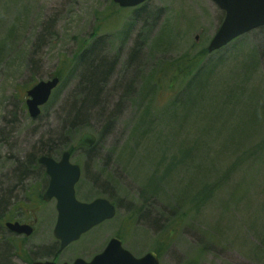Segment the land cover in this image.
Returning a JSON list of instances; mask_svg holds the SVG:
<instances>
[{"label": "rangeland", "instance_id": "374dc122", "mask_svg": "<svg viewBox=\"0 0 264 264\" xmlns=\"http://www.w3.org/2000/svg\"><path fill=\"white\" fill-rule=\"evenodd\" d=\"M223 20L212 0H149L137 8L113 0H0V200L29 194L14 185L30 155L43 149L58 161L72 145L71 162L82 170L78 200L104 198L117 208L61 260L88 257L119 237L137 257L160 251V264H264V134L241 151L256 158L233 168L235 152L220 153L232 121L202 135V114L185 119L174 110L166 83L144 94L156 67L207 52ZM84 45L91 51L80 57ZM222 50L235 63L216 70V90L229 88L234 75L243 98L264 93V27ZM217 54L205 56H213L210 66ZM52 76L60 84L34 119L27 91ZM75 121L81 130L64 135ZM83 133L96 137L92 149L77 147ZM199 140L206 148L195 165L178 168L180 148ZM39 181L25 182L31 189ZM37 208L38 235L21 242L0 230V264H26L20 255L31 258L36 247L46 260L59 248L55 204ZM169 227L172 244L163 249Z\"/></svg>", "mask_w": 264, "mask_h": 264}, {"label": "trees", "instance_id": "16d2710c", "mask_svg": "<svg viewBox=\"0 0 264 264\" xmlns=\"http://www.w3.org/2000/svg\"><path fill=\"white\" fill-rule=\"evenodd\" d=\"M81 47V52L78 53L80 57L86 56L87 53L91 51L87 48V45ZM215 53H218L217 55L220 56V59H218L213 66H210V62L206 61L209 57L213 56H207V58H205L207 55L205 50L197 52L194 55L186 53L172 63H162L151 72L146 82L144 94L145 97L149 95L154 96L166 83L168 90H171L173 94L171 103L175 106L172 107L174 110H181L185 119H189L192 114L197 116L202 114L201 117H198V120L203 122L199 127V132L202 135L210 134L212 129L216 127L227 128L229 121H232L234 125L232 129L230 128V132L227 136L228 139L224 142L226 147L221 149L220 153L225 154L228 153L229 150L234 151L235 162L232 167L238 168L239 164L248 163L256 158L251 154L241 151L246 146V140L250 139L252 135H255V133H258L257 135L259 136L264 134V93L258 94L257 91H253L254 94L250 95L248 99L243 98L245 92L240 91L237 77L234 75L231 76L230 87L218 92L214 82L216 79L214 73L220 66L222 71L225 67H229L230 64H234L235 61L231 63L229 60H224L223 56H226L228 53L220 55L221 50ZM249 66L250 63L247 65V68ZM179 88H181V90H179ZM94 89H96L95 83ZM145 101H147L146 98ZM76 122L77 121L69 124L67 127L63 126L62 133L69 136L74 130L75 132H79L82 126ZM214 132L215 134L217 133L216 130ZM205 148L206 145L203 147V145L200 144V140L188 146H182L180 148L181 160L177 159L176 165H178V168L191 164L195 165L196 154L203 153ZM75 149L76 148L71 145L67 150L73 152ZM42 154L52 155L53 153L41 149L37 155ZM37 155H30L28 161L23 163L22 167L26 168L24 172H28V168H37V166H39L37 163ZM21 176L24 177L26 175H19L18 177L20 179H18V181H23ZM213 188H215V186H213ZM13 193L14 190H11L10 195ZM6 205L7 203L0 200V208ZM3 215L4 212L0 211V224L3 222ZM170 229L169 227V229L164 230V235H161V237H164V240L159 243L164 245L163 249H166L168 245L172 244L167 238L170 233L172 234V230ZM155 251L159 256L161 255L160 251Z\"/></svg>", "mask_w": 264, "mask_h": 264}, {"label": "water", "instance_id": "95a60500", "mask_svg": "<svg viewBox=\"0 0 264 264\" xmlns=\"http://www.w3.org/2000/svg\"><path fill=\"white\" fill-rule=\"evenodd\" d=\"M121 8H134L148 0H113ZM225 14L224 20L211 40L207 52L213 53L240 36L264 26V0H212ZM198 37H196V41ZM58 77L48 81H40L28 90L27 107L32 118L41 114L40 107L45 105L59 85ZM97 139L86 133L78 141L79 146L93 147ZM39 163L46 168L50 177L44 200L57 199L58 220L54 234L61 241L64 249L90 231L95 226L111 220L116 215V208L107 199L97 198L91 203L77 200L75 186L80 180L79 165L72 164L70 152H65L60 161L49 156H41ZM7 227L17 233L30 234L28 226L19 223H7ZM34 264H56L53 262H37ZM67 264V263H65ZM73 264H160L156 253L150 252L141 258L134 257L122 247L121 240L111 239L103 252L96 255L90 262L77 259Z\"/></svg>", "mask_w": 264, "mask_h": 264}, {"label": "flooded vegetation", "instance_id": "af4514ba", "mask_svg": "<svg viewBox=\"0 0 264 264\" xmlns=\"http://www.w3.org/2000/svg\"><path fill=\"white\" fill-rule=\"evenodd\" d=\"M88 153L89 152H87V154ZM37 163H38V158H37ZM24 171H26V168H24V170L21 172H15L19 175L24 174L26 176H24V177L21 176V179L23 181H18V179H20V178L17 177L16 181H15L14 188L19 189V190L21 189L20 192L27 190V192H29V194H27V196H25L24 199H20L17 201L15 200L13 203H7L6 206H4L3 208H0V211L4 212L3 222L0 224V230L6 229V231L8 232L9 235H11V237H13V236L17 237V238L21 239V242H24V240H29L31 237L39 234L38 230H37V223L39 222V217H40L39 214L37 215V213H39V210L37 208L38 206H39V208H46V207H48L49 203L53 202L55 204V213H56L55 226H56L58 216H59L58 209H57V199L52 198L48 201L44 200V195L48 189L49 182H50V177L46 172V168L39 165V166H37V168H28V172H24ZM41 171H42V173L40 174ZM81 172H82V170H81ZM15 173H13V174H15ZM38 174H39V176H38ZM37 178L40 179V181L35 182V186L31 187V185H28L29 187H31V189H28L25 181L28 182V181H31L32 179L37 180ZM44 181H47L46 184L45 183L43 184ZM39 185H40V187L42 185V188H40ZM75 189H76V187H75ZM12 195L13 194H11V196ZM80 202H82V201H80ZM91 202L92 201L83 202V203H91ZM115 208H116V206H115ZM116 212H117V208H116ZM7 223H19L22 226H28L31 230V233L26 234L25 232L24 233H17V232L11 231L7 227ZM102 224L103 223L99 224L98 226H100ZM55 226L53 228V236L56 239V243L58 244L59 248L57 249V251L54 252L53 256L50 257L51 259L48 258L46 260H41L39 258V251L37 250V247H36L35 252L32 254L31 258L30 257L25 258L26 259L25 260L24 256L20 255V258H22V260L24 262H26V264H34L37 262H43V263L53 262L56 264H65V263L73 264L77 259H83L87 262H90L96 255L100 254L104 250V249H102L101 251L95 252L94 254H91L88 257H84L83 255L77 256V254H74L73 259H70L68 261L61 260L60 257H62V253L66 252L72 244L80 241L82 239V237L86 236L89 232H91L92 230H94L98 226L94 227L88 233L83 234L78 241L71 243L70 245H68L64 249L61 248V241L55 237V234H54ZM21 246L22 245L19 244V247H21ZM123 247H124V245H123ZM78 254H79V251H78ZM82 254H83V252H82Z\"/></svg>", "mask_w": 264, "mask_h": 264}]
</instances>
